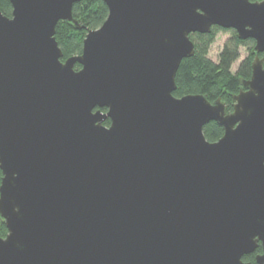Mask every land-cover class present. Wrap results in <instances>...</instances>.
I'll return each instance as SVG.
<instances>
[{
    "label": "water",
    "instance_id": "1",
    "mask_svg": "<svg viewBox=\"0 0 264 264\" xmlns=\"http://www.w3.org/2000/svg\"><path fill=\"white\" fill-rule=\"evenodd\" d=\"M7 1L0 264H251L259 241L264 264V0H102L106 19L65 59L56 25L83 28L81 0ZM213 26L255 42L231 111L173 95L190 33Z\"/></svg>",
    "mask_w": 264,
    "mask_h": 264
},
{
    "label": "trees",
    "instance_id": "2",
    "mask_svg": "<svg viewBox=\"0 0 264 264\" xmlns=\"http://www.w3.org/2000/svg\"><path fill=\"white\" fill-rule=\"evenodd\" d=\"M0 10L4 15L10 16L12 7L7 0H0ZM107 7L102 0H81L73 4L72 15L79 25L77 29L71 22L60 20L56 25L55 39L63 52L62 59L81 53L83 39L87 29L98 28L107 17ZM228 31L231 37L223 44L218 55V60L213 61L208 53L219 31ZM190 39L194 45L192 56L181 60L176 71V89L173 95L181 97L187 94H203L208 100L214 101L218 97L227 105V110H232V98L242 88V80L248 79L251 75V61L256 55L254 51V40L239 39L234 29H223L213 26L209 33H190ZM247 49V55L241 60L235 72L231 67L240 56V47ZM259 56L261 54L259 53ZM79 64L74 68L78 69ZM105 111L106 108H101ZM102 124L108 125L109 119ZM203 134L208 141H216L223 134V127L215 121H209L203 126ZM2 173L0 170V181ZM6 227L0 220V235L6 234ZM261 252L258 247L254 252L244 255L242 259L251 264H257L255 255Z\"/></svg>",
    "mask_w": 264,
    "mask_h": 264
},
{
    "label": "rangeland",
    "instance_id": "3",
    "mask_svg": "<svg viewBox=\"0 0 264 264\" xmlns=\"http://www.w3.org/2000/svg\"><path fill=\"white\" fill-rule=\"evenodd\" d=\"M231 37V33L228 31H219L216 35V38L214 40V42L212 43V45L210 46L209 49V57L213 60V61H217L218 60V55L222 49L223 44ZM247 55V49L244 46L240 47V56L238 58V60H236L234 62V64L231 67V71L235 72L239 63L241 62V60L243 58H245V56Z\"/></svg>",
    "mask_w": 264,
    "mask_h": 264
},
{
    "label": "flooded vegetation",
    "instance_id": "4",
    "mask_svg": "<svg viewBox=\"0 0 264 264\" xmlns=\"http://www.w3.org/2000/svg\"><path fill=\"white\" fill-rule=\"evenodd\" d=\"M257 247H262L260 241L258 242V246Z\"/></svg>",
    "mask_w": 264,
    "mask_h": 264
}]
</instances>
